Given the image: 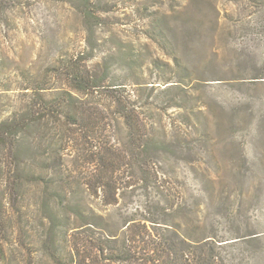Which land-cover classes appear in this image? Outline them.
I'll return each instance as SVG.
<instances>
[{
    "label": "rangeland",
    "instance_id": "rangeland-1",
    "mask_svg": "<svg viewBox=\"0 0 264 264\" xmlns=\"http://www.w3.org/2000/svg\"><path fill=\"white\" fill-rule=\"evenodd\" d=\"M187 1L98 0L103 23L94 28L99 39L94 48L99 55L113 53L107 66L118 83L140 80L163 89L178 84L172 75L174 59L190 68L195 78L190 86L198 90L191 93L195 112L184 116L183 127L191 133L194 152H178L166 166L175 183L173 193L189 205L208 203L218 235L235 242L229 249L234 264H264V0H194L191 19L183 14ZM5 2L19 10L12 16L0 13V119L19 98L32 96V91L22 96L27 91L18 89L26 70L43 73L57 57L84 48L89 35L81 13L85 7L77 0ZM168 78L171 83L165 85ZM176 114L169 110L165 121L177 123ZM52 143H44L34 131L26 135L20 160L25 173L11 179L20 191L6 188L0 170V264H52L42 246L49 223L44 217L55 205L53 181L39 183L29 172L50 165L45 153ZM194 157L202 162L196 167L189 162ZM132 188L119 208L105 212L85 190L79 191V199L84 197L85 206L97 212L110 213V223L117 225L137 206L162 195ZM8 216L22 232L15 253L6 239Z\"/></svg>",
    "mask_w": 264,
    "mask_h": 264
},
{
    "label": "trees",
    "instance_id": "trees-1",
    "mask_svg": "<svg viewBox=\"0 0 264 264\" xmlns=\"http://www.w3.org/2000/svg\"><path fill=\"white\" fill-rule=\"evenodd\" d=\"M5 1L0 2V13L16 14L18 6L6 7ZM77 1L85 7L86 46L57 57L41 74L26 70L18 89L27 91L22 96H30L29 90L32 96L19 98L0 119V170L7 189H21L11 179L25 173L20 160L26 135L34 131L44 143L53 142L45 153L50 165L41 172L29 171L39 183L53 181L55 205L44 217L49 223L43 250L52 264H234L229 249L235 242L218 235L208 203L178 201L166 169L178 152H194L191 133L183 127L184 116L195 112L191 93L198 90L190 86L195 79L190 68L174 59L172 75L178 84L163 89L150 85L153 82L113 81L107 66L113 53L99 55L93 44L99 40L94 28L103 23V10L98 0ZM194 6V0H188L183 7L188 19ZM171 109L177 112V123L165 121ZM189 162L193 167L202 163L198 157ZM131 187L148 196L162 195L137 206L117 225L110 223V213L97 212L85 206L84 197L79 199V191L85 190L88 197L99 199L104 212L114 210ZM61 207L68 212L63 214ZM5 220L7 244L15 253L22 232L11 225V216Z\"/></svg>",
    "mask_w": 264,
    "mask_h": 264
}]
</instances>
